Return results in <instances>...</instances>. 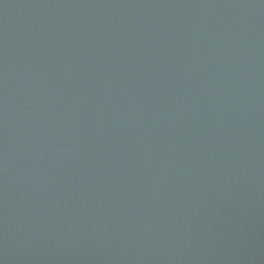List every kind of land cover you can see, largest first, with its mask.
Instances as JSON below:
<instances>
[{"label": "water", "instance_id": "water-1", "mask_svg": "<svg viewBox=\"0 0 264 264\" xmlns=\"http://www.w3.org/2000/svg\"><path fill=\"white\" fill-rule=\"evenodd\" d=\"M0 264H264V0H0Z\"/></svg>", "mask_w": 264, "mask_h": 264}]
</instances>
